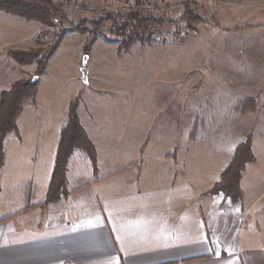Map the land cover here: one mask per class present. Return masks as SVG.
<instances>
[{"label":"crops","instance_id":"obj_1","mask_svg":"<svg viewBox=\"0 0 264 264\" xmlns=\"http://www.w3.org/2000/svg\"><path fill=\"white\" fill-rule=\"evenodd\" d=\"M94 72L89 67V81L70 94L38 85L39 98L24 102L17 130L4 140L0 264H264L258 140L257 163L242 171L244 198L235 203L211 190L236 145L184 144L169 152L149 145L155 122L149 99L118 97L120 86L95 82ZM76 98L98 170L76 149L67 165L68 195L42 206Z\"/></svg>","mask_w":264,"mask_h":264},{"label":"rangeland","instance_id":"obj_2","mask_svg":"<svg viewBox=\"0 0 264 264\" xmlns=\"http://www.w3.org/2000/svg\"><path fill=\"white\" fill-rule=\"evenodd\" d=\"M145 2L157 8L164 24L150 39L137 40L119 52L122 37L113 33L111 22L105 23L88 63L92 71L96 68L95 82L120 86L118 97L149 99V115L155 116L148 139L151 146L167 152L184 144L188 148H237L252 136L264 150V0ZM187 3L203 22L190 27L166 10ZM134 4L135 0H82L79 5L91 10L81 12L72 3L67 12L77 22L102 12L124 14ZM60 29L58 24L0 10V94L18 80L34 79L38 59L56 44ZM92 37L91 32H68L49 59L46 74L38 79L39 87L61 94L77 91L84 82L83 49ZM17 51H37L38 57L21 63L14 55ZM244 99L253 100L254 112H240L246 108Z\"/></svg>","mask_w":264,"mask_h":264},{"label":"trees","instance_id":"obj_3","mask_svg":"<svg viewBox=\"0 0 264 264\" xmlns=\"http://www.w3.org/2000/svg\"><path fill=\"white\" fill-rule=\"evenodd\" d=\"M72 0H0V10L18 15L30 20L39 21L47 25L58 24L61 27L56 44L47 51V54L38 59L36 76L45 73L48 61L60 46L63 38L68 32H91L92 38L84 46L83 52L89 54L96 41L97 34L104 24H113V33L122 37L119 52L128 49L137 40L150 39L154 30L164 24L161 16L146 17L143 14L142 5L145 0H135L134 6L127 13L102 12L98 17L83 18L73 21L67 12V6ZM186 21L190 27L204 21L202 16L195 13L189 4H185L179 21ZM92 26V30L89 28ZM14 55L21 63H28L38 57L37 51H17ZM39 81L18 80L9 90L0 94V168L4 163V140L8 133L17 130L16 119L22 110L24 102L33 97L38 90ZM245 109L240 112H254L256 107L253 100L244 99ZM79 99L71 102L68 121L63 127L61 140L58 147L56 165L50 182L46 201L42 206L59 201L68 195L67 190V165L70 157L76 149H82L90 156L94 170L97 173L98 160L94 143L89 138L86 130L80 122L78 114ZM252 136L241 142L230 162L229 166L221 174L219 181L211 190L212 193H224L235 203L241 202L244 198V191L241 187L242 171L246 165L257 162L252 149ZM29 208V209H33Z\"/></svg>","mask_w":264,"mask_h":264},{"label":"built area","instance_id":"obj_4","mask_svg":"<svg viewBox=\"0 0 264 264\" xmlns=\"http://www.w3.org/2000/svg\"><path fill=\"white\" fill-rule=\"evenodd\" d=\"M58 1V0H57ZM59 1H61V0H59ZM82 2V0H72L71 1V3L70 4H75L76 3V5H77V7H78V10H81V12H83V11H89V10H91V8L88 10V8L87 9H83L79 4ZM69 4V5H70ZM142 9H143V14L146 16V17H154V16H158L157 14H156V11H157V8L154 6V5H151V4H149V3H147V2H144V4L142 5ZM164 8H162V10H163ZM171 10V12L173 13V14H175L177 17L175 18V19H177V20H179L180 19V16H181V14H182V12L184 11V9H185V5H184V7H183V5H181V4H174V5H172L170 8H167L166 7V10ZM159 29H157V30H154L153 29V32L154 31H158Z\"/></svg>","mask_w":264,"mask_h":264},{"label":"water","instance_id":"obj_5","mask_svg":"<svg viewBox=\"0 0 264 264\" xmlns=\"http://www.w3.org/2000/svg\"><path fill=\"white\" fill-rule=\"evenodd\" d=\"M89 59H90V55L89 54H85L83 56V59H82L81 71L83 73V81L84 82H88V74H89V66H88V63H89ZM39 78H41V76H35L34 79H33V81H36Z\"/></svg>","mask_w":264,"mask_h":264}]
</instances>
